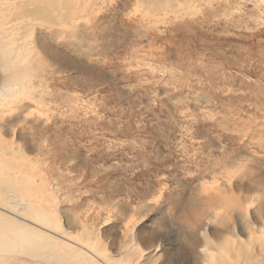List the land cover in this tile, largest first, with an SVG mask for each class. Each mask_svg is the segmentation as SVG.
<instances>
[{"label":"rangeland","instance_id":"1","mask_svg":"<svg viewBox=\"0 0 264 264\" xmlns=\"http://www.w3.org/2000/svg\"><path fill=\"white\" fill-rule=\"evenodd\" d=\"M226 6L91 42L84 24L72 67L45 57L22 78L44 86L39 106L0 71V120L20 119L0 136L36 167L58 162L32 169L30 193L100 264L264 262V0ZM0 264L56 263L2 252Z\"/></svg>","mask_w":264,"mask_h":264},{"label":"bare ground","instance_id":"2","mask_svg":"<svg viewBox=\"0 0 264 264\" xmlns=\"http://www.w3.org/2000/svg\"><path fill=\"white\" fill-rule=\"evenodd\" d=\"M229 2L231 0H0V71L3 76H12L16 86L30 89V93H27L32 98L31 104L39 106L46 102L45 89H41L44 86L36 85L33 79L23 81L22 78L31 76L36 67H39L40 74H43L48 66L43 61L45 57L53 60L54 66L59 69L63 65L72 67L71 59L73 54L78 52L77 41L79 42V32L84 28V24L93 26V30L88 31L86 36L91 42L105 39L109 27L148 25L155 23L157 17L167 21L171 16L175 19L192 12V8H195V14L199 16L206 12L205 8L212 10L217 4L227 7L226 4ZM129 8L135 12L133 15L135 20L132 22H126L123 16L124 11ZM100 28H103V32H97ZM36 48H40L43 55L38 53L39 50L36 51ZM54 73L57 74L58 71ZM43 84L46 85V81ZM14 86H12V92L8 90V94L11 93L8 98L14 95ZM1 90L4 91V87H1ZM59 97L61 101L62 96L59 95ZM4 100L8 101L7 98ZM72 100L71 98L69 101ZM1 113L3 115V112ZM5 119L7 118L3 117L0 121L6 123V126L4 124L6 132H10L14 127L18 128L16 121L20 119L15 122L12 119L7 121ZM1 132L2 129H0ZM0 151L5 153L9 160L22 162L24 167V174L20 173L0 156V253L21 252L44 258L49 262L54 261L56 264H100L86 252L80 251L77 244L64 240L61 236V233L67 236L64 228L62 229L44 210L41 200L34 199L30 193V187L40 183V180H36L38 177L34 178L32 169L39 168L40 171L46 172L50 165L52 173L59 170L58 162L54 161L55 166L52 163L49 164V161L45 162L48 163L45 169L36 167L33 165L34 162L25 156L21 147H14L13 143L6 142L2 136H0ZM47 151L44 152V156L48 155ZM233 242L236 243L237 250L244 251L242 245L245 241L237 236V240ZM244 260L248 261L249 257H244ZM192 262H194L193 256L186 264H193ZM248 264L255 263L250 261ZM258 264H264V262Z\"/></svg>","mask_w":264,"mask_h":264}]
</instances>
